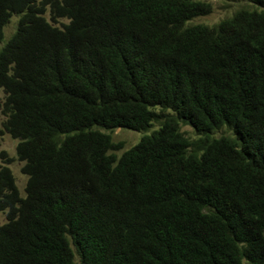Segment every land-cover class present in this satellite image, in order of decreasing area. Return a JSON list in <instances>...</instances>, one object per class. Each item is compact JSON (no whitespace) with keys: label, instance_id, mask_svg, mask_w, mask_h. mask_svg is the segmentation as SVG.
<instances>
[{"label":"trees","instance_id":"trees-1","mask_svg":"<svg viewBox=\"0 0 264 264\" xmlns=\"http://www.w3.org/2000/svg\"><path fill=\"white\" fill-rule=\"evenodd\" d=\"M248 1L210 26L190 22L204 0H0V138L27 176L22 197L0 148V264H264V0ZM118 128L149 134L118 156Z\"/></svg>","mask_w":264,"mask_h":264},{"label":"rangeland","instance_id":"rangeland-1","mask_svg":"<svg viewBox=\"0 0 264 264\" xmlns=\"http://www.w3.org/2000/svg\"><path fill=\"white\" fill-rule=\"evenodd\" d=\"M206 2H209L212 4V12L205 16H200L197 18H194L191 23H198V24H208L210 26L220 22L223 19H226L232 14L240 9L243 6H248L250 2L248 0H204ZM48 17V16H47ZM18 17L14 16L9 24L5 27V39L4 42H6L9 35L13 34L15 27L17 25ZM4 42L2 44H4ZM4 100V93L3 91L0 92V127L2 125V122L5 119V116L1 113V105ZM182 132L186 134L189 138H196V132L192 127L189 126H182ZM113 142L115 143H122L123 147L121 151H116L115 154L120 156L124 151L128 150L135 144H137L143 136L149 134V133H143V132H134L128 129H122L118 128L113 131L108 132ZM221 134H228L227 130L216 132V136H220ZM16 146H17V140L12 139L8 134H4L0 138V148L2 150H5L8 153V156L12 158V162L8 164L9 168L12 170L15 178H16V184L19 189V192L22 197L25 196V186L27 182V176L22 174L21 168H22V162H20L17 159L16 155ZM0 164L1 161H0ZM6 222V215L5 213H0V225L4 224ZM75 264H80L79 258H75Z\"/></svg>","mask_w":264,"mask_h":264}]
</instances>
